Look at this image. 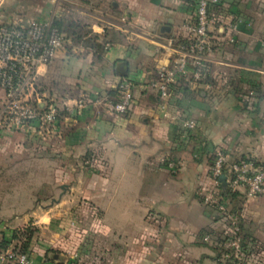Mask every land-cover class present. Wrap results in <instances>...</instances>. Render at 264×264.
<instances>
[{"label":"crops","instance_id":"0c3cea01","mask_svg":"<svg viewBox=\"0 0 264 264\" xmlns=\"http://www.w3.org/2000/svg\"><path fill=\"white\" fill-rule=\"evenodd\" d=\"M261 1L222 0L215 13L224 21L239 17L237 42L214 33L207 82L179 80L163 112L148 83L185 37L193 1L57 0L62 29L75 23L86 35L83 42L67 39L39 68L41 93L61 109L58 134L41 141L0 130V240L29 230L30 264H224L200 240L222 226L199 191L210 188L217 150L229 161L264 163V96L256 107L244 102L252 83L264 94ZM14 19L8 21L24 20ZM37 20L53 21L45 13ZM88 37L101 47L86 43ZM122 79L134 83L125 115L91 103L78 115L71 111L93 92L114 98ZM184 120L195 128H185ZM235 201L244 235L264 264V196Z\"/></svg>","mask_w":264,"mask_h":264},{"label":"built area","instance_id":"2783aa9c","mask_svg":"<svg viewBox=\"0 0 264 264\" xmlns=\"http://www.w3.org/2000/svg\"><path fill=\"white\" fill-rule=\"evenodd\" d=\"M221 4L222 0H195L193 14L182 25L186 35L176 45L174 57L168 65L159 68L148 83L157 94L163 112L174 97L179 80L191 76L196 81L207 82V57L216 35L226 32L227 42H237L235 33L239 17L231 14L229 21L221 19L213 9ZM65 45L64 33L52 21L31 19L0 24V130L23 131L41 141H49L58 134L61 109L55 100L41 93L39 68L50 63ZM205 86L209 88L207 83ZM115 91L114 98L90 93L79 98L71 111L78 115L91 103L103 105L111 115H125L133 105L134 83L122 79ZM248 93L252 94L251 91ZM182 125L187 129L195 128L193 120H184ZM161 161L169 170L176 169L173 160L163 158ZM221 175L226 176L225 187L246 200L264 196L263 162L254 157L229 161L221 150H217L209 169L210 188L201 189L199 197L212 209L222 228L217 234L201 235L200 240L212 244L224 264H248L253 260L259 264V251L244 235L240 212L233 211L229 201L222 197ZM30 263L27 251L21 250L16 239L12 238L5 247H0V264Z\"/></svg>","mask_w":264,"mask_h":264},{"label":"trees","instance_id":"16d2710c","mask_svg":"<svg viewBox=\"0 0 264 264\" xmlns=\"http://www.w3.org/2000/svg\"><path fill=\"white\" fill-rule=\"evenodd\" d=\"M193 4L195 6V0H192ZM213 9H217V7H214ZM62 33H64V37L67 39L71 38L73 42H79V41H84L82 39V37L86 34H83V30L84 27L80 26L79 24H75V23H70V29L67 31L62 29V21H56L53 23ZM79 28V29H77ZM86 33V32H84ZM88 42V44L92 47H101L100 44L95 42V38L94 37H88V39H86V43ZM249 91L252 92V94L250 95L248 93V96H246V99L244 100V102L246 103V106L250 105L249 103H252L254 107H256V104L258 103L259 100H261L264 96L263 94V90L261 88V84L260 83H252L250 85V89ZM248 91V92H249ZM246 95V93L244 94ZM221 194L224 200L229 201L232 210L233 211H238L239 210V206L235 203L236 199L239 197L240 195L237 192H231L227 187H225L224 185H221ZM13 236L12 238L17 240V244L18 246L21 248L22 251H26L29 245V241L31 238V232L27 229L23 230V231H16L13 232ZM9 242V240L7 241L5 238H3L2 240H0V247H5V245H7V243Z\"/></svg>","mask_w":264,"mask_h":264},{"label":"rangeland","instance_id":"374dc122","mask_svg":"<svg viewBox=\"0 0 264 264\" xmlns=\"http://www.w3.org/2000/svg\"><path fill=\"white\" fill-rule=\"evenodd\" d=\"M56 4L57 0H0V24L8 22L10 16L16 20L20 18L31 20L37 19L38 16L43 15V13L51 17L53 19L52 23H54L59 21L56 12L57 8H55ZM257 6L259 9H262L264 13V2H258ZM61 7L64 13H69L64 9L65 5ZM7 155V153L3 154V156Z\"/></svg>","mask_w":264,"mask_h":264},{"label":"water","instance_id":"95a60500","mask_svg":"<svg viewBox=\"0 0 264 264\" xmlns=\"http://www.w3.org/2000/svg\"><path fill=\"white\" fill-rule=\"evenodd\" d=\"M162 30L167 32L169 30V27L168 26H164ZM225 178H226L225 175H221V177H220V180L222 181V184L224 186H225Z\"/></svg>","mask_w":264,"mask_h":264}]
</instances>
